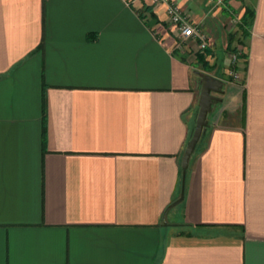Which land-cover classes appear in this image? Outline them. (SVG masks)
Returning <instances> with one entry per match:
<instances>
[{
	"label": "crops",
	"instance_id": "crops-1",
	"mask_svg": "<svg viewBox=\"0 0 264 264\" xmlns=\"http://www.w3.org/2000/svg\"><path fill=\"white\" fill-rule=\"evenodd\" d=\"M170 1L204 48L165 1L0 0V264H264V0Z\"/></svg>",
	"mask_w": 264,
	"mask_h": 264
},
{
	"label": "water",
	"instance_id": "water-1",
	"mask_svg": "<svg viewBox=\"0 0 264 264\" xmlns=\"http://www.w3.org/2000/svg\"><path fill=\"white\" fill-rule=\"evenodd\" d=\"M192 75L199 83V94L197 99V112L195 122L189 139L183 149L181 156V190L180 195L170 202L164 210L163 221L166 223V212L175 203L182 200L184 195L186 171L189 165L190 157L193 154L196 145L201 136L206 132L210 125V114L214 105L220 103L223 99L222 94L225 91V80L208 71L200 68H193Z\"/></svg>",
	"mask_w": 264,
	"mask_h": 264
},
{
	"label": "built area",
	"instance_id": "built-area-1",
	"mask_svg": "<svg viewBox=\"0 0 264 264\" xmlns=\"http://www.w3.org/2000/svg\"><path fill=\"white\" fill-rule=\"evenodd\" d=\"M153 2H167L166 12L168 16V21L170 26L175 29L177 37V46H180L183 41L189 38H197L199 40V48H204L206 46V35L205 33L196 25H193L185 15L182 14L179 6L170 0H152ZM238 52H230L232 61L234 62L237 58ZM234 77H238L232 68L230 71Z\"/></svg>",
	"mask_w": 264,
	"mask_h": 264
},
{
	"label": "trees",
	"instance_id": "trees-1",
	"mask_svg": "<svg viewBox=\"0 0 264 264\" xmlns=\"http://www.w3.org/2000/svg\"><path fill=\"white\" fill-rule=\"evenodd\" d=\"M254 13H255L254 6L251 5V4L246 5L245 12H244V14L242 16V19H241V29H242L243 34H247L249 32V26H250L251 22L253 21ZM229 36H230V39H231L232 34L230 33ZM228 49L230 51H232V52H234V51L235 52H238L237 53V57L238 56H241V57H244L245 56V53L242 52L241 49H237L236 46H233L232 47L230 42L228 44ZM196 56L199 59V61L202 62V64H203V66H204L205 69H209L210 68V66L208 64V61L205 59V54H204V52H202L201 49L197 51ZM228 77L229 78H232V75L229 74ZM206 136L207 135H206V132H205L201 136V138L199 139V141H198V143L196 145L195 150H198L199 148H201L204 145L205 140H206Z\"/></svg>",
	"mask_w": 264,
	"mask_h": 264
},
{
	"label": "rangeland",
	"instance_id": "rangeland-1",
	"mask_svg": "<svg viewBox=\"0 0 264 264\" xmlns=\"http://www.w3.org/2000/svg\"><path fill=\"white\" fill-rule=\"evenodd\" d=\"M200 65H201V64H200ZM215 107H216V105L214 106V108H215ZM214 108H213V109H214ZM212 112H213V110H212ZM212 112H211V114H210L209 116H211V115H212Z\"/></svg>",
	"mask_w": 264,
	"mask_h": 264
}]
</instances>
